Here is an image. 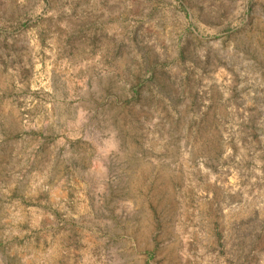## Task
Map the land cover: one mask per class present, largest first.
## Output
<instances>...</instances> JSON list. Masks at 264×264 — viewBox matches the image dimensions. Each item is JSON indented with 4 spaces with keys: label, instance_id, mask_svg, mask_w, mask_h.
Instances as JSON below:
<instances>
[{
    "label": "rangeland",
    "instance_id": "1",
    "mask_svg": "<svg viewBox=\"0 0 264 264\" xmlns=\"http://www.w3.org/2000/svg\"><path fill=\"white\" fill-rule=\"evenodd\" d=\"M0 264H264V0H0Z\"/></svg>",
    "mask_w": 264,
    "mask_h": 264
}]
</instances>
